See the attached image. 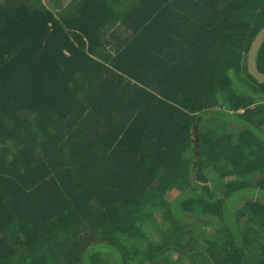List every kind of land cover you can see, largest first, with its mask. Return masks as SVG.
I'll list each match as a JSON object with an SVG mask.
<instances>
[{
  "label": "trees",
  "instance_id": "16d2710c",
  "mask_svg": "<svg viewBox=\"0 0 264 264\" xmlns=\"http://www.w3.org/2000/svg\"><path fill=\"white\" fill-rule=\"evenodd\" d=\"M263 24L264 0H0V264H264V204L226 213L264 192Z\"/></svg>",
  "mask_w": 264,
  "mask_h": 264
},
{
  "label": "rangeland",
  "instance_id": "374dc122",
  "mask_svg": "<svg viewBox=\"0 0 264 264\" xmlns=\"http://www.w3.org/2000/svg\"><path fill=\"white\" fill-rule=\"evenodd\" d=\"M178 195L177 191H171L166 194V198L168 201H172ZM247 199L259 201L264 204V192L257 190V189H246L243 191H238L234 193L231 199L228 200V208L226 213L230 214V219H233V214L236 212V206L242 205L243 201ZM213 221V218L207 216H195L193 217L192 226L196 229L199 234H206L207 232L211 231L210 222ZM111 256V253L109 254ZM172 260H175L177 256L174 254L171 256ZM110 262L114 263V258L111 256Z\"/></svg>",
  "mask_w": 264,
  "mask_h": 264
},
{
  "label": "water",
  "instance_id": "95a60500",
  "mask_svg": "<svg viewBox=\"0 0 264 264\" xmlns=\"http://www.w3.org/2000/svg\"><path fill=\"white\" fill-rule=\"evenodd\" d=\"M263 39H264V24L255 33V35L253 36L250 42V47L248 49L247 59H246V67L249 76L252 79H254L257 83L264 85V73L257 71L254 65L255 52Z\"/></svg>",
  "mask_w": 264,
  "mask_h": 264
},
{
  "label": "crops",
  "instance_id": "0c3cea01",
  "mask_svg": "<svg viewBox=\"0 0 264 264\" xmlns=\"http://www.w3.org/2000/svg\"><path fill=\"white\" fill-rule=\"evenodd\" d=\"M70 0H42L43 3H45L48 7L52 8V6H56L59 3L61 4V6H64L66 3H68ZM252 108V106L250 107ZM240 113H242L241 111H239Z\"/></svg>",
  "mask_w": 264,
  "mask_h": 264
},
{
  "label": "built area",
  "instance_id": "2783aa9c",
  "mask_svg": "<svg viewBox=\"0 0 264 264\" xmlns=\"http://www.w3.org/2000/svg\"><path fill=\"white\" fill-rule=\"evenodd\" d=\"M260 103H261V104H264V91H263L262 94H261V97H260ZM239 111L243 112V109H240Z\"/></svg>",
  "mask_w": 264,
  "mask_h": 264
}]
</instances>
